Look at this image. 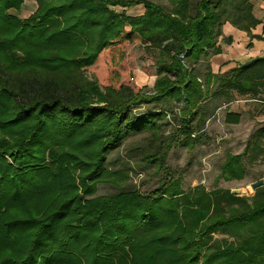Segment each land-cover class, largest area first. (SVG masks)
I'll return each instance as SVG.
<instances>
[{
	"label": "trees",
	"instance_id": "16d2710c",
	"mask_svg": "<svg viewBox=\"0 0 264 264\" xmlns=\"http://www.w3.org/2000/svg\"><path fill=\"white\" fill-rule=\"evenodd\" d=\"M161 1L35 0L22 19L26 0H0V264H264V186L252 198L185 191L166 164L175 139L193 148L219 102L264 103V57L211 68L224 23L256 25L252 0ZM138 5L143 15L126 13ZM134 40L128 61L150 62L153 85L100 79L112 49ZM143 132L145 161L169 176L151 193L106 167ZM252 139L226 156L222 178L241 180L245 156L264 159V128ZM100 185L118 191L98 196Z\"/></svg>",
	"mask_w": 264,
	"mask_h": 264
},
{
	"label": "rangeland",
	"instance_id": "374dc122",
	"mask_svg": "<svg viewBox=\"0 0 264 264\" xmlns=\"http://www.w3.org/2000/svg\"><path fill=\"white\" fill-rule=\"evenodd\" d=\"M26 1L27 8L24 11L14 12L22 19L28 18L32 14L33 9H30L29 6H35V0ZM150 1L160 2V0ZM163 5L166 6L164 2ZM139 43V40H134L132 43L124 42L112 49V55L109 56L110 61L107 62L105 68H111L112 72L102 73L103 71H101L98 73V77L108 80L110 83L112 81L117 83L118 79L113 76L118 75L119 82L132 87L135 91L146 85L152 86L154 78H150L143 72L145 67L150 66V62H142L136 53L132 56L131 61H128L129 54L135 50ZM204 69L203 67V71L199 70L202 76H204ZM87 76L88 78L92 77L89 73ZM238 101L240 102L237 103ZM212 106L213 103H210V107ZM216 107V110L210 112L211 116L206 122L203 133L194 139L193 148L184 147L175 139L172 149L167 152V167L173 177L181 182L185 191L197 185H203L208 191L217 189L246 191V194L240 196L252 198L255 196L256 190L249 192L248 189L253 184L264 183V159L258 158L249 163L248 156H245L243 159L244 173L241 180H225L221 177V167L228 154H242L247 145L253 141L254 134L264 128V103L251 97H236L230 102L221 101ZM170 109L173 112L178 111L175 105L170 106ZM230 112L240 114L241 119L237 125L226 123V116ZM168 131L174 133L175 125H172ZM149 135L147 132L131 135L120 148L109 153L106 163V167L113 172L126 171L129 174L130 181L125 184L126 186L139 188L146 193L156 190L161 183L169 178L163 172L156 175L155 168H152L142 155V150L148 151L146 138ZM117 191L112 186L100 185L98 196L113 195ZM224 237L226 236L217 234L215 239L221 240Z\"/></svg>",
	"mask_w": 264,
	"mask_h": 264
},
{
	"label": "crops",
	"instance_id": "0c3cea01",
	"mask_svg": "<svg viewBox=\"0 0 264 264\" xmlns=\"http://www.w3.org/2000/svg\"><path fill=\"white\" fill-rule=\"evenodd\" d=\"M166 6L168 1H163ZM160 0V4L163 5ZM36 5V4H35ZM252 16L256 20V25L241 23L236 27L231 23L222 25V36L218 45L222 53L211 58V68L214 74H223L226 71L245 64L256 58L264 57V0H252ZM35 10V6H29ZM117 11H124L118 8ZM129 16L137 17L144 13L143 5L125 9ZM230 38L232 42L227 44L225 40Z\"/></svg>",
	"mask_w": 264,
	"mask_h": 264
},
{
	"label": "water",
	"instance_id": "95a60500",
	"mask_svg": "<svg viewBox=\"0 0 264 264\" xmlns=\"http://www.w3.org/2000/svg\"><path fill=\"white\" fill-rule=\"evenodd\" d=\"M264 185L263 182H259V183H256V184H253L248 190L249 192H252L253 190H256L260 187H262ZM232 194L233 195H237V196H240L242 194H246V191H242V190H233L232 191Z\"/></svg>",
	"mask_w": 264,
	"mask_h": 264
},
{
	"label": "built area",
	"instance_id": "2783aa9c",
	"mask_svg": "<svg viewBox=\"0 0 264 264\" xmlns=\"http://www.w3.org/2000/svg\"><path fill=\"white\" fill-rule=\"evenodd\" d=\"M240 101H238L237 103H239Z\"/></svg>",
	"mask_w": 264,
	"mask_h": 264
}]
</instances>
